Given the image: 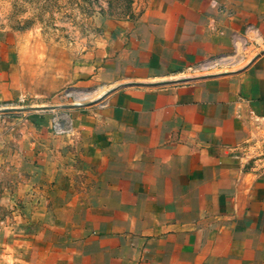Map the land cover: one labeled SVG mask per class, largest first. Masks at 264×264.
<instances>
[{"label": "crops", "instance_id": "obj_1", "mask_svg": "<svg viewBox=\"0 0 264 264\" xmlns=\"http://www.w3.org/2000/svg\"><path fill=\"white\" fill-rule=\"evenodd\" d=\"M149 13V36L120 24L121 47L92 65L93 78H178L236 39L251 54L212 76L121 86L89 116L115 201L132 196L133 221L117 233L143 255L149 246H264V0H167ZM3 59L0 101L20 92L23 76Z\"/></svg>", "mask_w": 264, "mask_h": 264}, {"label": "rangeland", "instance_id": "obj_2", "mask_svg": "<svg viewBox=\"0 0 264 264\" xmlns=\"http://www.w3.org/2000/svg\"><path fill=\"white\" fill-rule=\"evenodd\" d=\"M166 5L0 0V58L23 70L20 92L0 101V264H264V246H149L143 255L137 248L145 246L117 233L133 221L125 217L132 196L115 201L89 116L119 84L93 78L92 65L120 49V24L147 37L155 21L149 10ZM244 48L239 40L165 80L238 69L251 54Z\"/></svg>", "mask_w": 264, "mask_h": 264}, {"label": "water", "instance_id": "obj_3", "mask_svg": "<svg viewBox=\"0 0 264 264\" xmlns=\"http://www.w3.org/2000/svg\"><path fill=\"white\" fill-rule=\"evenodd\" d=\"M187 80H189V79L188 78H179L176 80H163V81H157V82H127V83H121V84L117 85L116 87L112 88L111 90L117 89V88H119L121 86H125V85H157V84H166L169 82H183V81H187Z\"/></svg>", "mask_w": 264, "mask_h": 264}, {"label": "built area", "instance_id": "obj_4", "mask_svg": "<svg viewBox=\"0 0 264 264\" xmlns=\"http://www.w3.org/2000/svg\"><path fill=\"white\" fill-rule=\"evenodd\" d=\"M242 43H243V42H242ZM234 45H235L236 48H238V46H239V40H238V39H236V40L234 41Z\"/></svg>", "mask_w": 264, "mask_h": 264}]
</instances>
